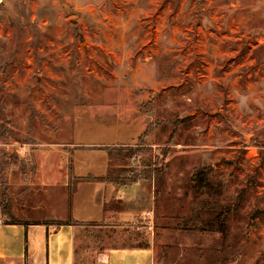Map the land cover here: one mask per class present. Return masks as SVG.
Listing matches in <instances>:
<instances>
[{
	"label": "rangeland",
	"instance_id": "374dc122",
	"mask_svg": "<svg viewBox=\"0 0 264 264\" xmlns=\"http://www.w3.org/2000/svg\"><path fill=\"white\" fill-rule=\"evenodd\" d=\"M74 149L108 172L34 177L37 157ZM202 167L213 192L188 188ZM97 181L154 196L132 226L86 228L92 249L264 264V0H0V223L70 222L72 192ZM238 197L221 246L200 201Z\"/></svg>",
	"mask_w": 264,
	"mask_h": 264
},
{
	"label": "crops",
	"instance_id": "0c3cea01",
	"mask_svg": "<svg viewBox=\"0 0 264 264\" xmlns=\"http://www.w3.org/2000/svg\"><path fill=\"white\" fill-rule=\"evenodd\" d=\"M93 155L81 149L72 150L67 157L58 150L46 152L36 158L34 177L43 186H64L71 176L105 175L108 158L101 157L96 162ZM104 184L97 181L94 186L72 192L70 222L53 228L47 224L0 223V264H154L149 246L90 247L95 241L87 237L86 228L98 232L108 226H132L150 212L148 206L140 208L139 204H148L154 196L153 184Z\"/></svg>",
	"mask_w": 264,
	"mask_h": 264
},
{
	"label": "trees",
	"instance_id": "16d2710c",
	"mask_svg": "<svg viewBox=\"0 0 264 264\" xmlns=\"http://www.w3.org/2000/svg\"><path fill=\"white\" fill-rule=\"evenodd\" d=\"M165 155L166 153H163V157H165ZM159 171H156L154 176H162L164 172L160 171L159 174L157 173ZM210 173L211 169L206 167L195 170L188 181V188H192L194 191L197 190V192H213L212 185L207 180V176ZM240 199L241 198L238 197L234 204H220L218 201H200V211L206 212L210 215V217L205 218L204 226L218 234L219 240L221 241V246H223L224 240L229 235L227 226L228 216L232 211H235L239 208L241 202ZM207 257L208 255H205V261L208 264L211 258ZM198 258L200 261H204L202 259L203 255H200ZM211 264H228V256L224 255L221 258L219 256H215V259H212Z\"/></svg>",
	"mask_w": 264,
	"mask_h": 264
}]
</instances>
